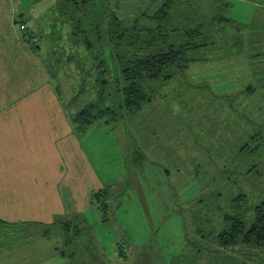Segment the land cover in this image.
<instances>
[{"label": "rangeland", "instance_id": "374dc122", "mask_svg": "<svg viewBox=\"0 0 264 264\" xmlns=\"http://www.w3.org/2000/svg\"><path fill=\"white\" fill-rule=\"evenodd\" d=\"M18 1L42 58L53 66L60 98L72 111L79 110L94 98L96 71L104 64L95 67L97 59L86 46L74 43L71 26L63 23L54 8L58 0ZM162 1L110 0L123 21L142 17V23L147 22L143 14L152 13ZM186 1L191 7L187 13L183 2L176 3L187 16L202 21L210 18L211 0ZM224 1L215 0L216 7L227 8L224 14L237 24L222 21L223 37L216 38L226 42L225 50L235 49L231 44L238 43L242 33L243 50L238 52L237 62L226 61L231 57L213 59L211 62H219L213 63L218 64L214 68H203L206 60L189 63L183 73L176 71L170 82L157 86L151 101L136 115L115 123L124 139L114 127L118 157L105 173L107 218L103 220L95 206L87 214L69 219L72 226L89 227L75 246L65 243L66 234L56 222L5 228L0 232V264H71V260L78 264H171L180 254L186 257L177 264H184L189 256L194 264H264V246L240 247L225 254L218 248L215 253L210 247L218 246L216 232L204 239L195 234V215L208 217L215 229L220 223L218 214L221 216L217 209L230 210L229 200L241 189L256 204L264 203V87L251 95L242 92L233 97L249 79V66L258 74H254L255 81L264 85V0H228L230 6ZM241 26L244 28L237 30ZM231 38L232 43L227 44ZM103 51L109 68L105 42ZM218 51L216 46L195 56L212 57ZM256 52L259 56L250 57ZM221 62L230 65L223 69ZM216 72L221 87L234 92L221 96ZM199 74L207 82L191 81ZM137 130L146 134L138 141ZM122 142L127 152L117 148ZM247 142L242 154L240 148ZM256 144L261 147L249 156L248 149ZM72 250L73 258L69 257Z\"/></svg>", "mask_w": 264, "mask_h": 264}, {"label": "trees", "instance_id": "16d2710c", "mask_svg": "<svg viewBox=\"0 0 264 264\" xmlns=\"http://www.w3.org/2000/svg\"><path fill=\"white\" fill-rule=\"evenodd\" d=\"M176 1L163 0L152 13L143 14L147 18V22L143 23L142 17H137L131 22L123 21L117 15L110 0L57 1L54 8L63 18V23L71 26L69 35L72 36L74 43L86 46L92 56L97 59L95 67L97 65L101 67V63L104 64V68L96 71L94 98L75 113V122L80 133L85 132L90 125L102 119L107 123L115 124L124 121L128 115H136L146 103L151 101L157 86L170 82L176 71L183 73L189 63L207 59H226L232 55L238 56L239 51L242 52L244 43L242 33H239L238 43L231 44L232 38L227 43L235 49L225 50L226 42L222 44L221 39L224 32L219 28L221 22L228 20L229 24H237L224 14L227 8L222 9L221 6L217 8L215 0L208 1L211 6L210 18L207 17L204 21L210 27L206 29L204 21L184 13H187V8H191L188 3H185L186 0H178L180 3L183 2L184 12L180 6L178 7ZM224 2L230 6L228 0ZM17 23L20 24L22 38L30 48L39 49L34 31L25 25L26 21L21 18L17 20ZM169 27H172L171 30H168ZM241 27L237 30L244 28ZM217 36L221 39H217ZM103 42L107 45L111 58L109 68L104 58ZM216 46L219 51L212 57L195 56L200 50L206 51ZM259 54L260 52H256L250 57L259 56ZM46 65L51 71L52 64L47 62ZM249 71L254 82L247 84L239 93L251 95L264 87L255 81L254 74L256 76L258 74L251 66H249ZM51 73L54 74L52 71ZM116 97L119 99L115 100ZM248 145L247 142L241 146L242 154L245 153L244 150ZM260 147L261 144H256L253 149H248L247 154L249 153L250 156L256 153ZM253 166L256 164L253 163ZM107 191V189H102L96 192L92 200L100 210L103 220L108 214ZM256 203L257 201H252L241 189L234 198L229 200L230 210L225 211L221 207L217 209L221 216L218 214L220 223L215 229L208 217L200 219L195 215V234L204 239L210 233L215 234L216 232L215 244L218 246L210 247L215 253L219 249V252L225 254L227 251L232 252L240 247L260 248L264 246V203ZM250 214H253V217H249ZM56 223H59L66 234L65 243L68 245L72 243L71 245L74 246L77 243L76 240L85 235L89 228L79 224L72 226V221ZM21 225L20 222L10 223L0 219V232L2 233L5 228ZM74 250L69 253V257L75 256ZM185 257L182 254L176 255L171 264H177L181 258ZM83 259L86 260V258ZM80 260L83 262L82 259ZM194 261L193 257L189 256L185 262H182L194 264ZM71 264L78 263L71 260Z\"/></svg>", "mask_w": 264, "mask_h": 264}, {"label": "crops", "instance_id": "0c3cea01", "mask_svg": "<svg viewBox=\"0 0 264 264\" xmlns=\"http://www.w3.org/2000/svg\"><path fill=\"white\" fill-rule=\"evenodd\" d=\"M26 15L18 0H0V219L50 225L96 208L93 195L105 189L106 169L118 157L114 129L122 130L99 120L79 132L77 110L60 98L54 74L39 49L30 48L21 36L17 20ZM230 57L226 61L237 62L238 56ZM211 60L201 66L216 67L213 63L219 62ZM229 62H221L223 69ZM246 72L245 86L254 82L249 69ZM191 81L207 82L201 74ZM222 84L217 87L221 96L234 92ZM122 133L119 137L124 139ZM135 135L138 141L146 134L137 130ZM117 148L125 151L123 142Z\"/></svg>", "mask_w": 264, "mask_h": 264}]
</instances>
